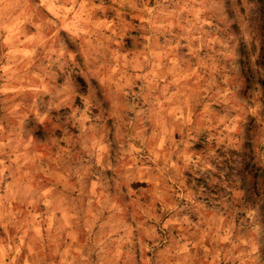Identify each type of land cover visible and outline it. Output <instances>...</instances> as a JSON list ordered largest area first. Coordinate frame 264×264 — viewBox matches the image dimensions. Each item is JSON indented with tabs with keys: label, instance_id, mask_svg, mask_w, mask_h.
Instances as JSON below:
<instances>
[{
	"label": "rangeland",
	"instance_id": "1",
	"mask_svg": "<svg viewBox=\"0 0 264 264\" xmlns=\"http://www.w3.org/2000/svg\"><path fill=\"white\" fill-rule=\"evenodd\" d=\"M263 204L264 0H0V264H264Z\"/></svg>",
	"mask_w": 264,
	"mask_h": 264
},
{
	"label": "trees",
	"instance_id": "2",
	"mask_svg": "<svg viewBox=\"0 0 264 264\" xmlns=\"http://www.w3.org/2000/svg\"><path fill=\"white\" fill-rule=\"evenodd\" d=\"M255 180H256V178H255ZM255 184H256V183H254V186H255ZM261 208L264 209V204H263V206H261Z\"/></svg>",
	"mask_w": 264,
	"mask_h": 264
}]
</instances>
